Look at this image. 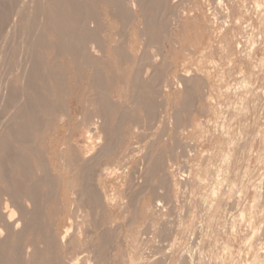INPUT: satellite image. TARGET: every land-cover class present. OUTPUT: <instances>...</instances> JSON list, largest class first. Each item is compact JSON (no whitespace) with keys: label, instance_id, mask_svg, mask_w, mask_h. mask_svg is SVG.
I'll list each match as a JSON object with an SVG mask.
<instances>
[{"label":"rangeland","instance_id":"obj_1","mask_svg":"<svg viewBox=\"0 0 264 264\" xmlns=\"http://www.w3.org/2000/svg\"><path fill=\"white\" fill-rule=\"evenodd\" d=\"M48 1L0 0V145L23 91L39 86L46 104L45 123L24 114L34 129L9 146L32 167L31 216L24 187L11 200L0 179V209L8 197L37 217L11 229L21 264H264V0H163L149 13L162 26L153 42L142 13L120 19L98 2L103 101L91 66L52 48L44 15L73 6ZM9 153L0 177L16 181Z\"/></svg>","mask_w":264,"mask_h":264},{"label":"bare ground","instance_id":"obj_2","mask_svg":"<svg viewBox=\"0 0 264 264\" xmlns=\"http://www.w3.org/2000/svg\"><path fill=\"white\" fill-rule=\"evenodd\" d=\"M42 1V0H41ZM44 1V0H43ZM54 1H56V2H54ZM54 1H52L51 0V2H52V4L53 5H55L56 3L58 4V5H61L62 3H67V5H69V4H71L70 6H73L72 8L70 7V8H68V9H73L72 11H66V10H61L60 8L58 9V8H56L55 7V10H53V9H51V10H53V12L51 13V15H49V14H47V15H49V16H47L46 14V16L44 15V17H46L47 19H46V23L49 25V23H51L50 25H51V28H50V26H48L45 22H44V17H43V19L41 20L43 23H45V27L47 28V26H48V29L49 30H51L52 31V33H51V31H49L51 34H53L54 36H55V41L53 42V46H52V48H54V50L58 53V54H60V55H66V56H68V58L70 59V61L74 64V66H80V64H83V63H85V64H87V65H89V66H91V68H92V70L91 71H89V73H87V78H89V79H100V77L101 76H104V77H106V76H109L110 74H106L105 73V71L102 69V65L101 66H99L98 64H99V62H101L102 60H99V58H101V56H99V54H98V48H99V42L97 43V36H96V34H97V32L95 33V27L97 26V25H95V22L97 21L96 20V18L98 17V16H96V6H97V4H98V2L101 4V5H103L104 6V8H107L108 10H107V13H111V15H115L114 17H118V18H120V19H125V18H127V16H129V15H131V14H134L135 16L137 15V13H155L156 12V10H157V7H158V5H160V3H161V1H163V0H84V1H86L87 3H84L83 2V4H81L82 3V0L80 1V0H54ZM81 3H80V2ZM35 2V1H34ZM51 2H49L48 1V3H50L51 4ZM46 3V2H45ZM44 3V4H45ZM60 3V4H59ZM41 4H42V2H41ZM42 5L43 7H41V8H43V10H44V8L46 7L45 5ZM49 4V5H50ZM51 4V5H52ZM56 4V5H57ZM32 5H33V3H32ZM37 5H40V4H37ZM47 5V4H46ZM63 5V4H62ZM45 6V7H44ZM64 6V5H63ZM40 7V6H39ZM39 7H38V9H39ZM60 7V6H59ZM28 8V7H27ZM47 8V7H46ZM46 8H45V10H46ZM62 8V7H61ZM48 9V8H47ZM49 9H50V7H49ZM48 9V10H49ZM56 9H58V10H56ZM66 9V8H65ZM67 9V10H68ZM159 9V8H158ZM24 10V9H23ZM32 10V9H31ZM35 10V9H34ZM42 10V11H43ZM21 11V10H20ZM39 11V10H38ZM40 12V11H39ZM32 13L33 15L34 14H36V16L37 15H40V13ZM44 13V12H43ZM50 13V12H49ZM113 13V14H112ZM24 15V14H23ZM30 15V14H29ZM28 15V16H29ZM35 16H33V18H34ZM39 17H41V16H39ZM113 17V16H112ZM35 18H38V17H35ZM117 18V19H118ZM28 19V18H27ZM30 19V18H29ZM38 20V19H37ZM126 20V19H125ZM124 20V21H125ZM20 21V20H19ZM124 21H122V22H124ZM35 22V21H34ZM32 23V22H31ZM25 25V24H24ZM43 25V24H42ZM35 27V26H34ZM37 28V27H36ZM44 28V27H43ZM95 28V29H94ZM42 29V28H41ZM47 29V30H48ZM31 29L29 28V31H30ZM97 31H98V29H96ZM25 31V30H24ZM34 31V30H33ZM20 32V31H19ZM32 32V31H31ZM36 32V31H35ZM22 33V32H21ZM29 33V32H28ZM43 33V32H42ZM47 34V33H46ZM26 35H27V31H26ZM30 35V34H29ZM33 35L34 34H32V37H33ZM40 35V34H39ZM35 36V35H34ZM22 37V36H21ZM30 38V37H29ZM36 38H39V37H37L36 36ZM28 39V38H27ZM34 38H31V41L33 40ZM40 39V38H39ZM22 40H23V38H22ZM25 40V39H24ZM36 40V39H35ZM38 40V39H37ZM36 40V41H37ZM45 40V39H44ZM26 41V40H25ZM30 41V42H31ZM40 41H42L41 39H40ZM21 42V41H20ZM29 42V41H28ZM33 42V41H32ZM37 42H39V40L37 41ZM41 43L42 42H40V44L39 45H41ZM37 44V43H36ZM44 44V43H43ZM42 44V45H43ZM88 44H91L90 45V48H91V52H92V54L91 55H88L87 54V50H86V48L88 47L87 45ZM97 44H98V46H97ZM44 45H46V44H44ZM47 45H48V42H47ZM34 46V45H33ZM36 46V45H35ZM43 47V46H42ZM42 47H40V48H42ZM51 47V46H50ZM28 48H29V46H28ZM46 48V47H45ZM48 48V47H47ZM118 48V50L120 49L119 47H117ZM117 48H116V51H117ZM12 49V48H11ZM24 49V48H23ZM23 49H21V50H23ZM25 50V49H24ZM28 50V49H27ZM31 50V49H30ZM33 51H35V49L33 50ZM120 51L121 50H119V54H120ZM8 52V51H7ZM6 52V53H7ZM56 52H54L55 53V55H56ZM21 53V52H20ZM23 53V52H22ZM30 53V52H29ZM37 53V52H36ZM122 53V52H121ZM118 54V53H117ZM12 55V54H11ZM30 56L32 55V53L31 54H29ZM33 55H34V53H33ZM21 56V55H20ZM28 56V55H27ZM39 56V55H38ZM59 56V55H58ZM157 56V55H156ZM6 57V56H5ZM34 57V56H33ZM65 57V56H64ZM121 57V56H120ZM120 57L118 58V59H120ZM21 58V57H20ZM24 58H26L25 56H24ZM31 58H32V56L28 59V57H27V59H25V60H30L31 61ZM55 58V57H54ZM18 59V58H17ZM44 59V58H43ZM57 59V58H56ZM122 59H123V57H122ZM125 59V58H124ZM12 60V59H11ZM22 60V59H21ZM19 61V60H18ZM97 61H98V64H97ZM123 61V60H122ZM28 62V61H27ZM26 62V63H27ZM44 62V61H43ZM58 62V61H57ZM32 63V62H31ZM34 63H37V61H35V58H34ZM16 64V63H15ZM33 64V63H32ZM38 64V63H37ZM37 64H35V65H37ZM13 65V64H12ZM18 65V64H17ZM26 65H28V64H26ZM34 65V64H33ZM4 66V65H3ZM6 66V65H5ZM54 66H55V64H54ZM53 66V67H54ZM36 68H37V66H35ZM35 67H33V68H35ZM42 67V66H41ZM3 69V68H2ZM16 69V68H15ZM32 69V68H31ZM39 69H41V68H39ZM51 69V68H50ZM22 70V69H21ZM26 70H27V67H26ZM37 70V69H36ZM35 70V71H36ZM3 71H4V69H3ZM18 71V70H17ZM25 71V70H24ZM23 71V72H24ZM28 71V70H27ZM31 71V70H30ZM34 71V70H33ZM22 72V71H21ZM21 72H19V73H21ZM22 72V73H23ZM26 72V71H25ZM39 72V71H38ZM40 73H41V71H40ZM52 73V72H51ZM62 73V72H61ZM7 74V73H6ZM18 74V73H17ZM30 74V73H29ZM34 73H32L29 77L30 78H28L27 76H26V78H28V79H25V80H31L32 79V75H33ZM41 74H43V73H41ZM40 74V75H41ZM54 74V73H53ZM58 74H60L59 72H58ZM113 74V73H112ZM131 74V73H130ZM4 75V74H3ZM21 74H19L18 76H20ZM23 76L25 75V73H23L22 74ZM37 75H39L38 73H37ZM51 75V74H50ZM118 75V73L116 74H114L113 76H117ZM22 76V77H23ZM34 76H36V74L34 75ZM54 76V75H53ZM57 76V75H56ZM113 76L111 75V77L113 78ZM119 76H121V75H119ZM61 77V76H60ZM25 78V77H24ZM38 78V77H37ZM46 77H43L42 79H44L45 81H46V79H45ZM21 79V78H20ZM23 79V78H22ZM39 79V78H38ZM55 79H56V77H55ZM58 79V78H57ZM61 79V78H60ZM9 80V79H8ZM41 80V79H40ZM19 81H21V80H19ZM24 81V80H23ZM44 81V82H45ZM11 82V81H10ZM25 82V81H24ZM23 82V83H24ZM31 82H32V80H31ZM34 82V81H33ZM32 82V83H33ZM43 82V83H44ZM26 83V82H25ZM24 83V84H25ZM30 83V82H29ZM11 84V83H10ZM27 85H30V84H28V82L26 83ZM7 85L9 86V84L7 83ZM31 85H33V84H31ZM22 86H23V84H22ZM34 86H35V84H34ZM43 86V85H42ZM57 86V85H56ZM5 87H6V85H5ZM24 87V86H23ZM27 87V86H26ZM37 88H39V86H36ZM36 87H31V89H30V86H29V93H27L28 92V90H26V88H24V89H21V91L22 90H26V91H23L24 92V94L22 95V96H26L27 98V105H26V101L25 102H23L24 103V105H26L25 107H27V108H24V107H22V106H24V105H21L20 107H18L19 105L18 104H15V105H18V106H16V107H18L17 108V110H15V112H14V115L16 114V117H17V114H18V116L20 117V119L18 120L17 119V121L15 120V122L13 123V127L10 125V127H9V129H8V131H12V130H14V131H16L15 133H13V132H10V133H12V134H10L11 135V138H9L8 136H9V134L7 133V139H2L3 140V142H2V144L0 145V150H2L3 151V154L5 153L6 155H8V153L10 152V141H12V140H14L16 143L17 142H19V143H23V144H25V142L27 141L26 139V133H25V131L27 130H29V129H34V127H32L31 126V128H27L26 126V129L25 128H23V119H24V114L26 115V113H27V117L29 118L28 120L27 119H25V120H27L28 122L30 121V122H32V123H34V126H40L39 124H44L43 122H42V117L39 119V117L40 116H38L39 114H41L40 112H45V109H44V107H46V104H45V101H44V98H43V95H42V92H41V90H38V89H36ZM44 87H47V86H44ZM63 87V86H62ZM22 88V87H21ZM33 88H35V89H33ZM50 88V87H49ZM7 89V88H6ZM44 89V88H43ZM3 90V89H2ZM47 90H48V88H47ZM46 90V91H47ZM51 90H53V89H51ZM26 92V93H25ZM53 92V91H52ZM4 93V92H3ZM20 94V93H19ZM49 94V93H48ZM2 95V94H1ZM16 95V94H15ZM21 95V94H20ZM7 96V95H6ZM13 96V95H12ZM17 96V95H16ZM45 96V95H44ZM9 97V96H8ZM19 97V96H18ZM20 98V97H19ZM10 100H11V98H9ZM8 100V99H7ZM6 100V101H7ZM23 100V99H22ZM49 101V100H48ZM10 102V101H9ZM16 103L18 102V101H15ZM50 102V101H49ZM21 103V102H20ZM14 105V104H13ZM12 105V106H13ZM49 105V104H48ZM55 106V105H54ZM3 107H4V105H3ZM14 107V106H13ZM51 107V106H50ZM7 108V107H6ZM53 109V108H52ZM12 110V109H11ZM14 110V109H13ZM54 110V109H53ZM10 111V110H9ZM25 111V113H23ZM49 111V110H48ZM13 112V111H12ZM49 113H50V111H49ZM52 113V112H51ZM20 114V115H19ZM28 114H29V116H28ZM12 115H13V113H12ZM11 115V116H12ZM47 115V114H46ZM24 116V117H23ZM18 118V117H17ZM7 120V119H6ZM13 120H14V117H13ZM10 121V120H9ZM27 121H24V124L25 125H27V123H25V122H27ZM32 123H31V125H32ZM28 125H29V123H28ZM27 125V126H28ZM41 125V126H42ZM30 126V125H29ZM28 126V127H29ZM45 127V126H44ZM10 129H12V130H10ZM25 129V130H24ZM40 128L38 127L37 129H35V130H39ZM42 129V128H41ZM41 131V130H40ZM29 132H30V130H29ZM35 132V131H34ZM38 132V131H37ZM28 135H30V134H28ZM1 138V137H0ZM3 138H4V136H3ZM32 138V137H31ZM1 140V141H2ZM30 140V139H29ZM13 141V142H14ZM22 144V145H23ZM27 144V143H26ZM12 145V144H11ZM13 146V145H12ZM21 146V145H20ZM24 146V145H23ZM27 147V146H26ZM12 148V147H11ZM14 148V147H13ZM12 148V149H13ZM24 148V147H23ZM22 148V146H21V150L23 149ZM11 149V150H12ZM30 149V148H29ZM21 150H20V152H21ZM28 150V149H27ZM23 151V150H22ZM12 152V151H11ZM10 152V153H11ZM17 152V151H16ZM19 152V153H20ZM24 152H26V150H25V148H24ZM28 152H29V150H28ZM9 153V157L8 158H6L7 160H9V162H12L13 164H17L16 166H19L20 168L19 169H22V171H19V172H22L20 175L22 176V177H17V178H20L19 179V182L17 183V178H15L16 179V181L10 176V175H7V174H3V175H1V177H0V179L1 178H3L6 182H8L7 184H6V188H5V194H7V196L9 197V195H11L10 197H11V200H15V199H13V197H14V195H15V197H17L16 196V193H18V191H21L20 189H18L19 188V186H21V187H24L23 189H25V190H23V194L20 192V195L19 196H22V195H24L23 197H24V206L26 207V210L28 209V214L26 213V215H29V216H31L30 214L32 213L33 214V212L34 211H32L31 210V205L32 204H34L33 203V201H34V196H33V192L32 191H34V190H36L37 188H36V183L35 184H33V183H29V181L30 180H28V182H27V180H26V183H24L25 182V174H26V172L27 171H29L30 169L29 168H32V167H29V165H30V163H28L27 161H26V158L25 157H22V156H20V155H24V154H20L19 156H18V154L19 153H17V154H15V155H11ZM14 153V152H13ZM12 153V154H13ZM22 153V152H21ZM5 155V157H7ZM11 155V156H10ZM2 158V157H1ZM30 158V157H29ZM33 159V158H32ZM4 160V159H3ZM1 161V160H0ZM8 162V161H7ZM11 163V164H12ZM12 164V165H13ZM3 166V165H2ZM14 166V165H13ZM15 166V167H16ZM3 168H5V167H3ZM3 168H1V170H3ZM5 171H8V170H5ZM1 172V171H0ZM2 172H4V171H2ZM11 172V171H10ZM30 172V171H29ZM7 173V172H6ZM1 174V173H0ZM14 174V173H13ZM18 175V174H17ZM16 175H14V177H15ZM29 176V175H28ZM23 183L25 184V185H23ZM23 186H22V185ZM36 188V189H35ZM1 189V188H0ZM35 192V191H34ZM19 194V193H18ZM22 194V195H21ZM35 195V194H34ZM6 196V197H7ZM8 197L7 198H5L4 199V206L2 207V209H0L1 210V214H0V263L1 264H21V260L20 259H18V257L20 256L19 255V251L21 250L19 247H18V245L17 244H19V240L17 239V237H16V239L18 240V241H16V242H18V243H16L15 242V244L17 245V247H16V245H14V240H13V245H10L9 243L10 242H8V241H12L11 239H9V237L10 236H12L11 234H12V231H11V229H14L15 230V235H18L19 233H21L22 234V232L21 231H23V228H25V224H28V223H26L27 222V219L29 218L30 219V217H27V219L26 218H24V217H26V215L24 216V214H22L23 212H25V208H23V206L21 207L20 206V208L18 207L19 205H21V204H19V202L18 201H15V202H18V206H15L14 204L15 203H11V202H13V201H11V202H9V199H8ZM19 198V197H18ZM17 199V198H16ZM22 200H23V198H21ZM20 199V200H21ZM18 200V199H17ZM17 204V203H16ZM30 206V207H29ZM35 206H36V204H35ZM29 207V208H28ZM32 208H33V205H32ZM32 211V212H30V210ZM22 212H21V211ZM24 210V211H23ZM33 210H35V209H33ZM19 211H20V213H19ZM17 213L19 214V216H17ZM30 213V214H29ZM39 213V212H38ZM35 215V214H34ZM40 216V215H39ZM36 217V215L35 216H33L32 215V217H31V219H34ZM37 218V217H36ZM25 219H26V222H25ZM30 219V220H31ZM35 220V219H34ZM33 221V220H32ZM33 223V225H35L36 224V222L34 223V222H32ZM40 223V222H39ZM29 224H31V223H29ZM36 225H38V223L36 224ZM30 226H32V225H30ZM34 227V226H33ZM38 227V226H37ZM30 230V229H29ZM32 230V229H31ZM34 231H35V229H33ZM37 231V230H36ZM15 238V237H14ZM14 238H12V239H14ZM64 239V238H63ZM11 243V244H12ZM20 246V245H19ZM99 253V252H98ZM34 254V253H33ZM100 254V253H99ZM98 254V255H99ZM19 255V256H18ZM46 258V257H45Z\"/></svg>","mask_w":264,"mask_h":264},{"label":"crops","instance_id":"obj_3","mask_svg":"<svg viewBox=\"0 0 264 264\" xmlns=\"http://www.w3.org/2000/svg\"><path fill=\"white\" fill-rule=\"evenodd\" d=\"M143 15V18H144V21H143V34L142 35H146L148 36V41L151 42L154 38H156L157 36V31L162 27L161 25H158L153 19H152V15L149 14V13H142ZM153 42V41H152ZM149 67H147L144 71V73L146 75H149ZM140 74L139 72H136L134 74H130L128 76H125L126 80L127 81H135L137 79L140 78ZM119 78V77H118ZM104 79V76H101L100 79H91V82H92V87L94 88L93 89V92L99 90V93L96 95V99H98L99 101H103V92H104V89L102 88L101 86V80ZM95 97V95H94ZM102 103V102H101ZM71 111H70V115H71ZM65 120H68V118H65ZM64 120V121H65ZM101 131L102 132H105L104 131V127H101Z\"/></svg>","mask_w":264,"mask_h":264}]
</instances>
